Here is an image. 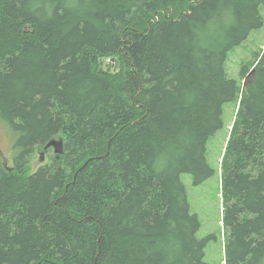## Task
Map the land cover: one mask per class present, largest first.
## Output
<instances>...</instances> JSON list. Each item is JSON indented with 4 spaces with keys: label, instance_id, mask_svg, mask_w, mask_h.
Returning <instances> with one entry per match:
<instances>
[{
    "label": "trees",
    "instance_id": "trees-1",
    "mask_svg": "<svg viewBox=\"0 0 264 264\" xmlns=\"http://www.w3.org/2000/svg\"><path fill=\"white\" fill-rule=\"evenodd\" d=\"M262 8L0 0V127L16 151L10 171L0 160V264H208L180 175L214 176L206 146L229 103L224 264H264V49L242 84L225 68ZM54 139L63 154L32 173Z\"/></svg>",
    "mask_w": 264,
    "mask_h": 264
},
{
    "label": "rangeland",
    "instance_id": "rangeland-1",
    "mask_svg": "<svg viewBox=\"0 0 264 264\" xmlns=\"http://www.w3.org/2000/svg\"><path fill=\"white\" fill-rule=\"evenodd\" d=\"M262 27L252 31L246 41L235 47L227 54L225 68L228 78L241 82L239 71L243 64L253 62L255 56L264 49V8L260 9ZM110 61L104 60L103 68H108ZM236 105L229 103L223 107V128L218 131L208 142L207 161L214 170V176L195 186L188 174H181L180 181L185 187L190 213L195 214L200 222V228L196 234L198 239L210 237L204 260L208 264H224V240L225 232L222 222V195L220 182V166L226 147V142L231 133ZM9 131L0 127V160L4 168L13 167V155L16 151L12 148V139ZM44 153L43 162H40L41 154ZM63 154V153H62ZM54 158L52 150L44 152L41 148L35 150L29 157L30 170L35 172L39 167L50 164ZM4 163V164H3Z\"/></svg>",
    "mask_w": 264,
    "mask_h": 264
},
{
    "label": "bare ground",
    "instance_id": "bare-ground-1",
    "mask_svg": "<svg viewBox=\"0 0 264 264\" xmlns=\"http://www.w3.org/2000/svg\"><path fill=\"white\" fill-rule=\"evenodd\" d=\"M49 142L43 147V151L45 150V152H46L48 150H52V152L55 153L54 146H57L59 143L63 144V141L61 139H58V140L54 139V140H51L50 143Z\"/></svg>",
    "mask_w": 264,
    "mask_h": 264
},
{
    "label": "water",
    "instance_id": "water-1",
    "mask_svg": "<svg viewBox=\"0 0 264 264\" xmlns=\"http://www.w3.org/2000/svg\"><path fill=\"white\" fill-rule=\"evenodd\" d=\"M51 142V141H50ZM49 142V143H50ZM54 151L57 155H61L63 153V150H62V144L59 143L57 146H54ZM43 155L41 156L40 158V162H43Z\"/></svg>",
    "mask_w": 264,
    "mask_h": 264
}]
</instances>
